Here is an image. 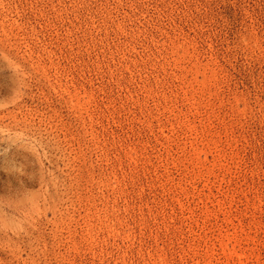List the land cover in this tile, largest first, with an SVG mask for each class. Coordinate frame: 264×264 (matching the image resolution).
Instances as JSON below:
<instances>
[{
  "label": "rangeland",
  "instance_id": "rangeland-1",
  "mask_svg": "<svg viewBox=\"0 0 264 264\" xmlns=\"http://www.w3.org/2000/svg\"><path fill=\"white\" fill-rule=\"evenodd\" d=\"M0 264H264V0H0Z\"/></svg>",
  "mask_w": 264,
  "mask_h": 264
}]
</instances>
